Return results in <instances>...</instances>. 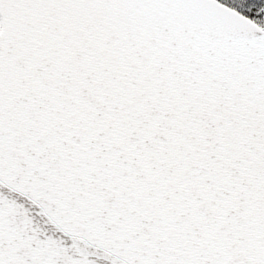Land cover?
I'll return each instance as SVG.
<instances>
[{
  "label": "snow or ice",
  "instance_id": "1",
  "mask_svg": "<svg viewBox=\"0 0 264 264\" xmlns=\"http://www.w3.org/2000/svg\"><path fill=\"white\" fill-rule=\"evenodd\" d=\"M0 264H264V0H0Z\"/></svg>",
  "mask_w": 264,
  "mask_h": 264
}]
</instances>
